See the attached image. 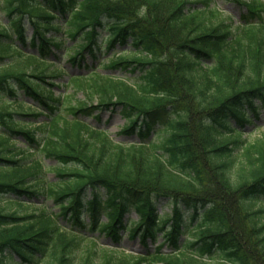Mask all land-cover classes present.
Masks as SVG:
<instances>
[{"label":"trees","instance_id":"trees-1","mask_svg":"<svg viewBox=\"0 0 264 264\" xmlns=\"http://www.w3.org/2000/svg\"><path fill=\"white\" fill-rule=\"evenodd\" d=\"M228 1L244 10L236 22L213 0H3L0 121L9 135H0V201L34 199L46 175L13 139L73 169L47 191L58 213L0 207V264H264V134L254 141L243 134L264 115V3ZM27 22L38 54L25 51ZM117 45H130L134 56L111 68L138 72V80L73 77L69 87L87 96L75 105L54 95L49 66H19L45 63L52 48H64L81 68ZM18 89L40 113L22 111ZM117 109L126 119L121 134L138 144H115L80 118L100 123L99 112ZM43 115L41 126H21L20 118ZM156 132L164 134L159 143L151 140ZM163 200L168 211L160 213ZM86 231L115 247L123 235L139 238L147 252L114 248L95 258L89 250L76 260Z\"/></svg>","mask_w":264,"mask_h":264},{"label":"rangeland","instance_id":"rangeland-1","mask_svg":"<svg viewBox=\"0 0 264 264\" xmlns=\"http://www.w3.org/2000/svg\"><path fill=\"white\" fill-rule=\"evenodd\" d=\"M249 1V0H245ZM262 3H264V0H260ZM214 5L217 6L220 10H222L226 16H230L233 20L238 21L240 15L244 12L242 10V7L239 5L230 2L228 0H213ZM3 4V0H0V23L4 26H7L9 24V16L8 14L3 11L1 8ZM33 35V29L30 26V24L27 22L26 24V36L28 38L27 45L26 46V53L27 54H38L37 48H33L30 45V39ZM50 34L47 35L49 37ZM16 38H14L15 40ZM17 42V41H16ZM18 44V42H17ZM72 42H67L65 46H71ZM132 49L130 48V45H117L113 50L108 51L107 49H104L102 54L100 55L99 61L94 62L92 60H89L86 65L84 64L81 68L78 66H71V64L68 62V57L65 56V50L62 48L61 50H57L55 48L51 49V55L48 57L45 63L41 62L40 60L37 61V63H20L18 62L14 63L13 66H20L28 71H32L34 68L37 69H43L49 66L48 72L55 75L57 78L52 80L51 82L55 83V87L52 89L54 92V95L56 97L61 98H69L73 105H75L78 101H87V96L84 91L76 92L73 88L69 87L70 79L73 77H81V76H90L93 74H98L101 76H107L112 78H117L120 80H124L128 82L129 84H134L138 78L139 74L132 73L131 71H123L121 69H113L111 68V61L117 60L120 57H127L131 58L133 57V53H130ZM55 56H58L60 59H57ZM51 66V67H50ZM17 99L19 102H23V110L25 113H40L41 109L37 106V103L33 100L27 98L24 94V92L20 89L17 91ZM7 95V94H6ZM5 96V95H4ZM10 98L9 95H7V99ZM12 102L14 100H11ZM257 105L259 103L257 102ZM11 109L13 110H19L18 106L15 104L11 105ZM91 106H96V103H94ZM67 112L62 111V116L71 119L70 116H68ZM98 113V112H96ZM97 115V114H95ZM101 122L98 123L96 121L95 116H87L82 115L80 118L84 121V123H89L91 127H94L98 130H103L107 136L112 140L115 144H121V145H130L133 143H139L140 140L136 136H125L121 134V129L126 123L125 117L120 113V109H117L114 112L110 111H103L99 112ZM21 126L30 127V128H37L41 126L43 123L47 122V118L45 115L42 117H29V118H20ZM19 121L18 118H16V122ZM156 129H158V126H156ZM244 138H246L248 141H254L255 139L260 138L264 134V115L261 111L260 118L254 122L253 125L247 126L243 130ZM0 135L7 136L9 135V132L7 129L2 125L0 121ZM37 136H41L40 133L37 134ZM164 134L162 132H156V134L151 136V140H153L156 143H159L161 141ZM12 142L20 149H28L26 151L27 156H30V154H33L34 159L40 160L43 164L46 175L44 176L41 183L38 185L39 194L37 197L31 200L27 199H16L13 196H3L1 197L0 201V207L5 208L7 211H17L20 214L25 213H33V212H40V211H46L47 213H58V208L54 204L53 200L48 197L47 191L50 188H57L58 185H62V180L59 177L60 172L66 171L70 172L73 167L72 166H62L59 165L56 161L52 159H48L45 157L40 149H31L27 143H25V140L23 138H16L13 139ZM168 201L163 200L159 203V212L168 211L167 208ZM22 204V205H21ZM129 217L137 221L138 217L134 211H132L129 215ZM88 220L86 219V222ZM101 221L104 223L107 222V217L103 215L101 217ZM59 222L65 226L67 225V220L65 218H59ZM68 232H71L69 229H67ZM87 232V241L82 243L80 248L76 251V260L80 259L87 251L91 250L94 252L95 258H100L110 252L113 251L114 248L119 249L121 251H124L127 254L132 255H142L147 252V249L140 243L139 238H136L135 240H130L126 235H123L120 247H115L111 244V240L109 238H105L104 235H100L97 231H93L92 233ZM94 237V238H92ZM91 239H95L96 243L92 244ZM163 237L160 236L157 240L156 245H153L149 242V248L154 249L158 244L162 243ZM169 245L166 244L163 248V251L169 252ZM162 264V263H158Z\"/></svg>","mask_w":264,"mask_h":264}]
</instances>
